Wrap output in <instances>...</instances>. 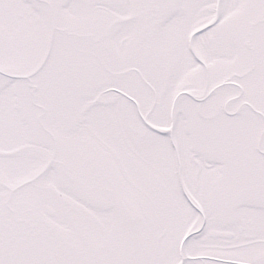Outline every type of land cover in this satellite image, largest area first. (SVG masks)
<instances>
[{"label": "snow or ice", "instance_id": "obj_1", "mask_svg": "<svg viewBox=\"0 0 264 264\" xmlns=\"http://www.w3.org/2000/svg\"><path fill=\"white\" fill-rule=\"evenodd\" d=\"M0 264H264V0H0Z\"/></svg>", "mask_w": 264, "mask_h": 264}]
</instances>
